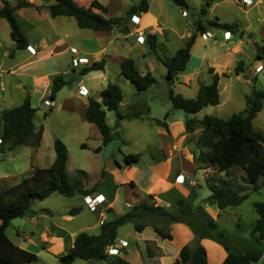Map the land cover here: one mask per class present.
<instances>
[{"label": "rangeland", "instance_id": "rangeland-1", "mask_svg": "<svg viewBox=\"0 0 264 264\" xmlns=\"http://www.w3.org/2000/svg\"><path fill=\"white\" fill-rule=\"evenodd\" d=\"M16 1L19 3L22 0ZM99 1L110 4L116 13L123 11V9L121 10V7H119L116 3L119 0ZM243 1L244 0H225L223 2H217V0H187L189 5L188 8L176 4L174 1L166 4L156 2L154 8L156 11L162 8V17L165 21H167L169 30L165 33L163 32L162 34V30H159L157 27L154 28V32L158 31L156 32L157 42L155 47H152L147 40L149 33H153L148 32L144 26L141 25V23L138 26H132L130 28L136 32L129 38L130 41L128 43L131 47H123L121 52L123 54L127 53V55L134 56L139 62L140 68L145 69L143 67H147V71H151L156 81L152 83L148 89L139 91L134 83L121 76L120 80H117L123 88L125 95L124 102L121 104V110L127 111L129 103L139 99L141 103H145L150 106L151 112L143 114V118L124 119L121 121L117 119L115 111L108 110L107 122L113 130L114 137L117 140L119 138L121 141L123 153L140 154L138 165L132 164L135 167L131 170L132 174L136 175L135 179L137 181L139 180L137 177L140 175V171H138L139 169H142L144 174V169L150 167L155 159H162L163 157V144L168 142L166 134H168V131L170 133V129L167 130V127L163 124V122L166 120L167 122L170 121L173 125L172 127L174 131L179 132L181 130L182 123L185 125L187 118L196 116L183 109L174 108L169 97V91L170 88H173L175 93H181L186 97H194L198 91L197 86H189L178 82L170 84L166 79L167 68L163 62V60L167 61L171 57L173 50L184 45L186 40L193 33L197 32V40L196 44L193 46V57L188 62L187 72L194 69V66H200V59L204 56L208 58V65L206 67L204 66L205 68L202 70V76L204 79L209 81L211 76H213L210 72L211 67H213L215 72L220 74L219 87L221 92V103L207 106L206 111L203 109L202 113L213 114L220 118L228 119L233 113L246 108L247 98L248 96H253L255 89H264V0H253L250 5H245ZM202 7H205V13L202 11ZM185 9L188 10V15L183 14ZM129 15L130 14L127 16ZM215 18H218L220 22H231L237 24L235 29L231 31L232 36L230 39H226L224 37V31L228 29L212 26L210 24L209 21L214 20ZM199 21H201L205 26L204 33H207L205 38L202 35L204 33L198 30ZM139 30L145 31V43L143 44H137L135 42V38L137 37L138 39ZM155 49H157L158 54L154 52ZM141 51L146 54L144 59L139 57V52ZM228 51L233 53L232 57H228V55L225 54ZM0 56L2 57V54H0ZM158 56L160 58H158ZM241 61L243 62V68L245 70L243 69L240 74H236L235 68ZM3 80L4 79L1 78L0 83ZM72 81V88H77L79 85L78 81ZM92 81L97 83V80L95 81L92 79ZM201 82L203 81H200V83ZM12 84H14V82ZM5 92L7 93V86L5 91L0 89V96H2ZM52 100L55 101V99ZM43 103L44 101L38 106L37 112L35 113V127L38 128L40 125L46 124V140H50L51 143L56 136L60 138L66 137L68 139L67 141L71 152V159L67 166V170L70 176H80L85 183V176L82 169L79 170L75 165H77V163H81V161L83 162L88 160L89 158L87 155L90 153H86V150L81 149L79 144H77V138L74 136V129L76 128L75 120L70 118L68 116V112L64 110H49L45 112V104ZM13 105L14 102L0 104V118L1 110L12 107ZM136 111L137 110H134L133 113ZM67 116L69 118H67ZM252 122L256 130L264 133V106ZM201 129L202 126H197L193 132L188 131L189 134L191 133L196 146V133L198 132L199 134ZM2 130L3 123L2 119H0V136ZM90 140H94V138H89L88 141ZM43 148H47L46 145H44ZM31 150L30 145H21L15 150L5 149L2 152L0 151V189L19 182L22 176L27 175L32 171L33 165L31 166V170L29 169ZM195 152L196 150L189 156L193 158V154ZM196 156L192 159L194 164H191V171H198V176L191 174V176H194V181H191L192 179L189 180L190 182H186L187 185L186 183H182L184 187L188 186L189 190H196L197 197L194 201L195 207L197 203H207L204 201L206 200L204 197L211 194V190L208 186L210 181L220 183L225 178L228 179L231 184L235 186V188L239 186H248V188H250V186L243 180L245 171L241 166L234 167L231 175L220 172L211 165L203 167L204 169L199 170L201 166H206L207 162L201 159V148ZM115 158L124 164V157L121 152L116 151L112 161H114ZM188 164L190 165V163ZM174 168L175 172L179 170L178 159L174 162ZM159 171L163 174L162 169ZM2 177L5 178L1 179ZM147 178H145L142 183L145 186H147V184L151 181V178L148 180ZM107 182L110 185V179H107ZM258 182L260 184H264V175L260 177ZM198 183H200V186ZM130 189V186H127V188L121 187L119 189L115 203V207H117L116 214L113 207H109L107 212L105 211V214L110 219L130 209L127 201H130V196L135 198L137 197V194L135 195V193H131ZM136 192L142 194L143 196L146 195V192L141 189H137ZM144 201L151 202L152 199L149 197H141L140 202ZM257 201H264V185H262L258 191H251L250 196L242 204L238 206H230L224 209L218 208L213 211V216L211 215V211H207V213H204V211L199 213V210L196 209V212L204 219L217 222L218 230H225L228 234H233L232 239L231 236H229V243L234 245V247L237 245L239 247L240 244H236L239 242L238 237H250L252 226L258 218V214L255 209V202ZM80 205H83L84 210H81L78 214L73 215L74 217L72 221H66L63 219L66 214H68V210L70 208ZM132 207L133 206H131V208ZM99 208L100 206L97 207L96 210H92L89 206H86L83 202L81 194H76L73 197H67L54 192L43 200L37 199L33 201L31 209L33 211H37L36 215L30 211V213L26 216L15 217L12 219L7 228V234L16 243L20 244L19 241H21L25 244V248L38 254L39 258L29 264H60L59 256L68 251V246L66 243L61 245L56 244L49 247L44 246V233L47 230V232H49L51 229H54V225H64L73 230L83 228L82 231L90 233L97 231L88 229L86 226L93 225L100 220L99 210L101 208ZM177 208L178 207L176 206L174 210H177ZM44 209H50L51 212L38 213L39 210ZM106 220L109 219H105V221ZM146 222L147 224L159 225L165 230H168L169 228L171 229V224L168 225V219L163 216L152 215L147 218ZM175 231L176 237L174 241L169 239L163 240V243L170 245L171 248L177 246L181 239V237L177 235L180 234L177 227ZM152 232L153 228L149 226L146 234L151 235ZM138 234L139 233L135 230L134 223L127 222L119 228V237H117V239L119 240L121 237H127L129 239L128 243H131L132 246H134ZM223 238L228 239V236ZM156 245V242L152 240L146 241L145 244L143 243V247L137 248L138 252L140 251V256L134 252L130 257L133 261L128 257L131 253H127L124 254V256L119 254H109L110 256L106 259L86 260L83 258H77L73 264H118V261L121 258L127 259L131 264H144L139 262L138 259H153L155 257L160 260V258L163 257L162 252L160 253V251L153 248ZM209 257L212 258V264H221L219 261L217 262L218 257L213 258L212 249L211 251L209 250ZM149 264L161 263L157 260Z\"/></svg>", "mask_w": 264, "mask_h": 264}, {"label": "trees", "instance_id": "trees-1", "mask_svg": "<svg viewBox=\"0 0 264 264\" xmlns=\"http://www.w3.org/2000/svg\"><path fill=\"white\" fill-rule=\"evenodd\" d=\"M180 6L188 7L186 0H173ZM0 8V18H6L11 27V36L17 42V48L27 47L28 41L23 34L16 17V10L20 6L32 5L27 0L21 1L12 6L8 0H3ZM98 8L102 13L109 11L108 6L98 0H93L91 6L78 4L75 0H55L50 5L53 16L67 15L74 16L81 27L93 30L120 29L128 32L129 18L123 16H105L96 12ZM149 0H141L133 5L127 14L137 11H147ZM205 13V7H202ZM212 26L234 30L236 23L220 22L218 18L209 21ZM198 30L205 32V26L199 21ZM156 35H148L152 47L156 46ZM197 39V32L193 33L178 48L176 53L164 64L167 67L166 79L169 83L175 81L179 72L187 68L191 58L192 47ZM13 55V52L11 53ZM106 59L94 61L81 69V74L93 70L103 69ZM243 62H239L235 68L236 74L243 71ZM245 70V69H244ZM213 74L210 83L201 82L198 93L194 97H186L181 93H175L170 88L169 97L174 108L183 109L188 113L196 114L209 105H216L221 102L220 74L210 68ZM121 75L132 81L139 90L148 89L156 81L151 72L141 73L133 58L127 57L121 63ZM227 75V74H225ZM66 83L63 75L54 78L50 99H55L59 89ZM123 100V90L114 81H109L101 91V100L90 98L84 113V118L94 123L103 136V143L108 144L113 138L112 129L107 122V111L116 112L117 119L121 120L126 116L120 111V103ZM264 89H255L253 96H248L245 109L233 113L228 119L220 118L213 114H205L203 118L190 117L186 119L187 131L193 132L197 126H202L196 142L202 149L201 159L207 162L206 166H213L220 172L231 175L232 169L241 166L245 171L244 182L250 186L236 187L228 179L220 183L209 182L211 194L208 199H215L218 207L224 209L230 206L242 204L251 191H258L262 185L258 181L264 175V133L253 126V119L264 106ZM37 108L33 106L30 96L16 106L4 110L2 114L3 130L0 136V151L5 149H16L21 145L37 147L41 145L44 126L37 129L34 124V116ZM165 126L168 124L165 121ZM56 158L53 163L46 167L35 166L33 170L12 185L0 189V264H29L36 261L39 256L36 252L23 248L16 244L7 234V228L15 217L28 215L31 205L35 200H43L52 193L57 192L67 197L76 194L89 195L95 191L96 186L86 187L80 176H70L67 170L69 150L65 141L56 137L54 140ZM99 149V148H98ZM97 149V150H98ZM140 154H125L124 162L127 165L138 163ZM132 186L135 183L131 181ZM197 197L195 189H191L186 197L177 201V210H167L160 204L144 201L134 205L126 212L106 220L101 224L98 233L81 231L76 235L72 247L59 256L60 264H73L77 258L86 260L106 259L110 255L106 252L107 246L114 244L118 237V228L127 223L133 222L135 230L142 232L145 227L152 226L157 234L163 239H172L171 229L165 230L156 224H147V218L152 215H159L168 219V225L173 222H185L194 232V238L182 246L179 257L172 264H210L207 248L201 242L203 238H210L220 242L227 251L222 264H253L259 261L264 255V201L255 202V209L258 218L252 226L250 237L239 236L238 247L229 243L233 234L225 230H218L217 222L204 219L196 212L194 201ZM82 210L81 206L72 207L69 214L75 215ZM258 233V234H256ZM225 239L223 237H227ZM232 242V241H231ZM233 243V242H232ZM118 264H131L127 259L121 258Z\"/></svg>", "mask_w": 264, "mask_h": 264}, {"label": "crops", "instance_id": "crops-1", "mask_svg": "<svg viewBox=\"0 0 264 264\" xmlns=\"http://www.w3.org/2000/svg\"><path fill=\"white\" fill-rule=\"evenodd\" d=\"M8 1L12 6H16L20 3H17L16 0ZM27 1L31 2L32 5L20 6L15 12L20 28L27 38V47H16L17 42L11 36V27L8 20L6 18H0V54H2V57L0 56V79H4L0 83V89L2 91H5L7 86V93L5 92L2 96H0V104L14 102L13 106H16L21 104L26 96H30L33 106L38 109V106L45 99L49 98L54 86L55 76L63 75L66 83L57 92L55 96L54 106L50 108L45 105V112L49 110H64L68 112V116L70 118H73L75 120L76 128L73 129L75 131L74 136L75 138H77V144H79L81 149L86 150V153H90L87 155L89 158L88 160H85L83 162L81 161V163H77V165L75 166L79 170L82 169L85 176L84 179L86 181V187L89 188L93 185L96 186L95 191L89 195L93 196L95 194L101 193L107 198V201L104 204L99 205L101 208H99V212L104 213L105 219H110L105 214V211L107 212V209L109 207H113L116 214L117 207H115V203L118 191L121 187L127 188V186H130V192L135 193V195L137 194L136 196L138 197L135 198L133 196H130V201H127L129 207L141 203V197H149L152 199L151 203L160 204L170 211L174 210L177 206V201L183 197H186L190 192L188 186L184 187L182 183L176 181V177L179 174H184V176L186 177V182L188 183L191 179V181H194V176H198V171H191V164H194L192 159L196 155H198L200 148L198 147V145L196 146L195 142L192 139L191 133L189 134L186 126L181 122V130L179 132H175L172 127V123L170 121L167 122L166 120V122L168 123V128L170 129V133L169 131L168 134L165 133L168 142L166 144H163V157L162 159H155L150 167L144 169V174L142 172L143 170L139 169L138 171H140V175L139 177H137L139 178V180L137 181L135 179L136 175L132 174L131 172V170L135 166H133L132 164L127 165L125 162L123 164L117 158L112 161V158L113 156H115L116 151L121 152L123 157L125 154H127L122 152L123 149L119 138L117 140L114 137L108 144H104L103 136L99 128L94 123L89 122L84 118V113L87 108L89 99L95 98L97 100H101V91L105 88V86H107L108 82H117V80H120L122 76L121 63L125 58H133L138 70L141 73L144 74L146 72H151L147 71V67H143L145 69L140 68L139 62L137 61V59H135L134 56L127 55V53L123 54L121 52L123 47H131V45L128 43L130 41L129 38L136 32L131 29L128 32H123L118 28L108 31L93 30L91 28L81 27L78 25L77 20L74 16H53L51 14L50 5L53 4L55 0ZM75 1L80 5L88 7L91 6L93 0ZM140 1L141 0H119L116 3L117 5H119V7H121V10L123 9V11H121L120 13H116L113 10V7L110 6V4H106L101 1V3L108 6L109 11L107 13H102L98 8L94 7L93 9L96 12L104 14L105 16H123L125 19L131 17L133 14H136L138 17H140L141 25H143L148 32L156 35V37V32L158 31L154 32V28L157 27L159 30H162V34L163 32L165 33L167 30H169L167 21H165L162 17V8L156 11L154 5L156 2L166 4L173 0H149V9L147 11H137L127 16V11L133 5H137ZM223 1L225 0H217V2ZM3 4V0H0V8L3 6ZM187 6L189 7V5ZM147 40L149 42V39ZM135 42L137 44L145 43L138 41L137 37L135 38ZM194 44H196V41ZM178 48L172 51L171 57L176 53ZM12 52L13 55H11ZM154 52L157 53V49H155ZM225 54H227L228 57L233 56V53L229 51ZM145 55L146 54L143 51L139 52V57H141L142 59L145 58ZM79 56L85 57L86 61L75 65L74 60ZM192 57L193 47L190 59H192ZM103 58L106 59V63L103 69L93 70L89 71L88 73L81 74L82 68L94 61H98ZM158 58L160 57L158 56ZM200 60V66H194V69L188 72L187 68L179 72V74L175 78V81L170 84L178 82L189 86L196 85L199 90L200 81L210 83L212 81V76L210 79L211 81H207V79L205 80L202 76V70H204L203 68L208 65V58L203 56ZM92 79L95 81L97 80V83L92 81ZM72 80L78 81L79 85L75 89L71 86V84H73ZM13 82L14 84H12ZM82 84L89 88V94L84 95L80 92ZM124 96L125 95L123 91V100L121 101L119 106L120 111L124 114H134V116H126L125 118L121 119V121L124 119L143 118V114L151 112L150 106L148 104L141 103L139 99H136L134 102L129 103V106H127V111H122L121 104H123L124 102ZM8 108L1 110L0 119H2L4 110ZM203 109L204 111H206L207 107ZM134 110L137 111L133 113ZM202 110L194 115H196V117L203 118L206 113H202ZM68 116L67 118H69ZM164 123L165 121L163 122V124ZM42 125L44 126V130L41 145L37 147L30 146L32 149L29 166L30 170L32 165L33 168L35 166H49L56 158L54 140L57 136L54 137L52 143L50 140H46L47 126L46 124ZM199 134L198 132L196 133V139ZM61 138H63L69 149L67 141L68 139L66 137ZM89 138H94V140L88 141ZM44 145H46L47 148H43ZM195 150L196 155L194 153L193 158H191L189 155H192ZM70 159L71 152L69 149V159L67 166L70 162ZM176 159H178L179 161V170L177 172H175L174 168V162ZM188 163H190V165ZM135 164L138 165V163ZM160 169L163 170V174L160 173ZM202 169L204 168L201 167L199 170ZM191 174H194V176H191ZM3 178L5 177H2L1 179ZM145 178H147V180L151 178V181L149 184H147V186L142 184ZM107 179H110V185L107 182ZM131 181L135 183V186H132L130 184ZM198 185L200 186V183H198ZM137 189L144 190L146 192V195L143 196L142 194L137 193ZM85 196L86 195H82L83 202L86 206H88L85 202ZM208 197L209 195L207 197H204V199H206L204 201H206L207 203H197L195 208L199 210V213H202L203 211L204 213H207V211H211V215L213 216V211L217 210L219 207L215 199H208ZM80 206L82 207V210H84L83 205ZM69 210L68 214H66V216L63 218L66 221H72L74 217L73 215L69 214ZM32 212L34 215L37 214V211L32 210ZM40 212L49 213L51 212V210H39L38 213ZM149 226L145 227L142 232L137 231L139 234L134 246H132L131 243L126 246V250H128V253H131L128 256L130 258L134 252L138 256H140V251L138 252L137 248L143 247V243L145 244V242L148 240L155 241L157 245L153 248L157 251H160V253L162 252L163 257L160 258V260L156 259L155 257L153 259L145 258L144 260L139 258L138 261L144 264H149L151 262L153 263L157 260L161 264H172L174 260L179 257L182 246L194 238V232L187 223L173 222L171 224L173 238L169 240L174 241L176 237V227L178 231H180V234L177 235H179L181 239L180 243H178L177 246L171 248L170 245L163 243L164 239L157 234L152 226H150L153 228L152 234H146L147 228ZM100 227V220L93 225L86 226V228L88 229L97 230L93 231L92 233H98L100 231ZM82 230L83 228L79 230H73L64 225H54V229H51L49 232H47V230L44 233V246L49 247L56 244L61 245L66 243V245L68 246L67 249L69 250L75 241L76 235ZM121 239L127 240L128 238L121 237ZM19 242L20 244L16 242L15 243L25 248V244L21 241ZM201 242L207 248L209 263L212 264V258L209 257V250L211 251L212 249L214 256L213 258L218 257L217 262L219 261V263L222 264L227 255V251L224 246L220 242L210 238H203ZM253 264H264V255L259 261L254 262Z\"/></svg>", "mask_w": 264, "mask_h": 264}, {"label": "built area", "instance_id": "built-area-1", "mask_svg": "<svg viewBox=\"0 0 264 264\" xmlns=\"http://www.w3.org/2000/svg\"><path fill=\"white\" fill-rule=\"evenodd\" d=\"M253 0H244V4L245 5H250V3L252 2ZM183 14L184 15H188V10L185 9L183 11ZM141 23V20H140V17H138L136 14H133L130 18H129V21H128V25L129 27L131 28L132 26H138L140 25ZM138 40L140 42H144V34H145V31L144 30H139L138 31ZM207 33H204L202 34L203 37L206 36ZM232 36V33L230 30H226L224 31V37L226 39H230ZM86 61V58L83 57V56H79L77 58H75L74 60V63L75 65H78L80 63H83ZM80 92L84 95H87L89 94V88L87 86H85L84 84L81 85V88H80ZM44 104L48 107H53L54 104H55V101L50 99V98H47L44 100ZM0 142H1V139H0ZM176 181L179 182V183H185L186 182V177L184 176V174H179L177 177H176ZM107 201V198L99 193V194H95V195H86L85 196V202L86 204L90 207V209L92 210H96L97 209V206L99 205H102L104 204L105 202ZM105 221V215L103 212H100V222L101 224ZM128 240L126 239H120V240H116V242L114 244H110L107 246V249H106V252L110 255H113V254H119V255H122L124 256V254H127L128 253V250H126V246H128Z\"/></svg>", "mask_w": 264, "mask_h": 264}]
</instances>
